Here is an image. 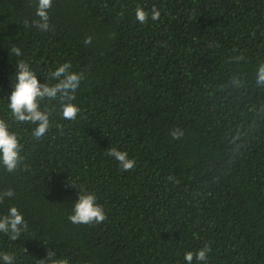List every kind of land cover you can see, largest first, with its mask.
<instances>
[{"label":"trees","instance_id":"1","mask_svg":"<svg viewBox=\"0 0 264 264\" xmlns=\"http://www.w3.org/2000/svg\"><path fill=\"white\" fill-rule=\"evenodd\" d=\"M49 15L50 31L26 28L35 0H0V118L17 71L12 45L41 83L67 61L85 73L75 121L57 105L40 141L34 126L9 121L28 167L0 169V190L16 193L0 214L17 206L28 230L15 242L0 234V252L16 264H36L48 247L69 264H186L208 244L206 264H264V0H53ZM234 74L245 87L222 90ZM110 147L135 168L122 171ZM68 180L95 192L103 223L68 220L78 195Z\"/></svg>","mask_w":264,"mask_h":264},{"label":"clouds","instance_id":"2","mask_svg":"<svg viewBox=\"0 0 264 264\" xmlns=\"http://www.w3.org/2000/svg\"><path fill=\"white\" fill-rule=\"evenodd\" d=\"M53 0H35V19L31 22L24 21V27L33 26L39 31L48 32L51 30L49 9ZM136 19L144 24L148 20L149 14L141 7L135 11ZM160 12L153 7L151 13L152 20H158ZM92 37H86L85 45L90 44ZM10 55L17 57L15 62L17 71L11 77L13 90L10 97H7L9 110L8 119L0 118V169L7 174H15L19 171L27 170L26 157L23 155V145L17 133L11 130L9 121L17 124L32 125L31 137L35 141H40L46 137L53 127V114L58 110L63 120L75 121L81 108L74 103L76 94L85 80L83 71L73 70L70 61L59 64L53 71L48 73L45 82L41 83L37 78V73L32 69L29 62L21 58L23 56L21 48L12 45L9 48ZM230 60L240 62L244 56L238 55L230 57ZM255 85L264 89V63H260L256 69ZM245 87V81L238 74L231 75L222 86V90H241ZM43 105V106H42ZM59 127V125H56ZM172 139L178 140L184 136V131L180 128H173L170 131ZM106 155L116 160L122 171H128L136 166V161L129 158L128 153L116 147H110ZM173 180L172 176L168 177ZM78 191L77 199L73 203L71 214L68 220L74 225H98L103 223L107 214L103 205L97 202L95 192L88 191L83 185L69 181ZM15 190L6 187L0 190V205H4L9 199H14ZM28 230V223L24 215L15 205L9 204L6 212L0 214V234L6 235L15 242ZM211 248L205 244L201 249L193 253H185L186 264H201L208 259ZM0 261L3 264H16V257L12 253L0 252ZM36 264H69L64 258H56L52 247L47 248V255L36 261Z\"/></svg>","mask_w":264,"mask_h":264}]
</instances>
